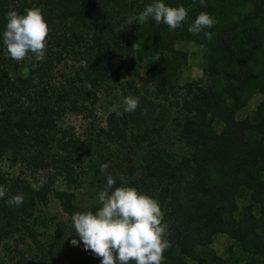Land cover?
Returning a JSON list of instances; mask_svg holds the SVG:
<instances>
[{"label": "trees", "instance_id": "1", "mask_svg": "<svg viewBox=\"0 0 264 264\" xmlns=\"http://www.w3.org/2000/svg\"><path fill=\"white\" fill-rule=\"evenodd\" d=\"M164 2L188 11L181 28L128 25L152 0H0V32L8 11L35 7L50 29L39 60L11 59L0 40V251L65 247L38 262L88 264L73 255L74 229L46 212L50 199L69 219L95 212L110 174L158 201L163 264H264V0ZM202 11L215 21L210 39L188 31ZM182 44L204 51L199 79L182 80ZM17 194L21 206L5 203ZM217 236L231 241L226 257Z\"/></svg>", "mask_w": 264, "mask_h": 264}, {"label": "clouds", "instance_id": "2", "mask_svg": "<svg viewBox=\"0 0 264 264\" xmlns=\"http://www.w3.org/2000/svg\"><path fill=\"white\" fill-rule=\"evenodd\" d=\"M206 7V0H193V5ZM188 11L181 5L171 7L164 0H152V3L128 21V25L145 24L150 19L157 24L167 25L169 31L183 26ZM6 24L0 32V40L9 57L23 60L29 54L43 59L46 51L49 26L40 8L26 10L23 14L10 10L5 14ZM215 21L207 12H200L188 27L192 34L204 32L207 39ZM134 46V45H133ZM125 111L133 112L138 99L125 97ZM109 168L108 163L100 166L103 174ZM123 180L124 177L122 176ZM116 181L112 175L106 176L103 190L97 194L100 205L95 212H77L71 217L72 227L77 239L71 244L82 243L84 250L101 258L100 264H163V253L171 246L167 239L168 225L163 222V212L154 198L139 192L135 187H114ZM5 191L0 187V199ZM24 202L23 194H17L5 201L9 206L19 207Z\"/></svg>", "mask_w": 264, "mask_h": 264}, {"label": "rangeland", "instance_id": "3", "mask_svg": "<svg viewBox=\"0 0 264 264\" xmlns=\"http://www.w3.org/2000/svg\"><path fill=\"white\" fill-rule=\"evenodd\" d=\"M179 50L184 51L188 55V66L182 71V80H191V79H199L202 76L201 69L204 65V51L191 44H182L178 46ZM149 85L146 83L144 77L142 81L139 83V87L143 90V93L147 91V93H150L151 90L148 87ZM259 102V97H255L251 100L249 104V109L253 110L257 103ZM118 107L112 106L108 111H117ZM106 110V109H105ZM98 118L101 119L100 122H104L106 119V113L104 109L98 110ZM73 121L72 118L69 119V123ZM46 216L50 219L51 224L54 225L55 223L65 222L67 225L72 227V220L67 218L62 212L60 211L59 206L57 205V202L53 199H50V203L47 208ZM55 239H50V244L54 245L59 243V241H56V237L52 236ZM70 239H77L78 237L76 235H73L70 237ZM53 242V243H52ZM49 246V245H48ZM55 246V245H54ZM231 246V241H229L225 236H217L213 242L212 249L221 257H226V253L228 248ZM28 247V248H27ZM56 247V246H55ZM13 248V246H12ZM58 252H55L51 249L46 250L47 248L42 249L41 251L36 250L29 245H22L19 246L17 249L10 251H6V248L4 250L0 251V264H40L38 262V259L43 258L45 260L49 258L56 259L58 256L63 255V251H65V247H61ZM17 251V252H16ZM58 253V254H57ZM21 254L23 257H21ZM73 255L76 256V260L79 258H87L88 264H100L99 257H96L92 255L89 250L85 251L83 244H78L76 247V250H74ZM36 257V259H35ZM24 260V261H23ZM78 260L77 264H81Z\"/></svg>", "mask_w": 264, "mask_h": 264}]
</instances>
